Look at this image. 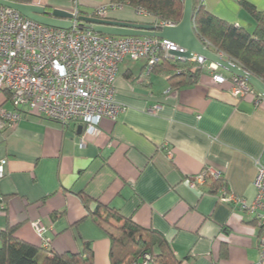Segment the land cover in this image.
Returning a JSON list of instances; mask_svg holds the SVG:
<instances>
[{
  "label": "crops",
  "instance_id": "crops-1",
  "mask_svg": "<svg viewBox=\"0 0 264 264\" xmlns=\"http://www.w3.org/2000/svg\"><path fill=\"white\" fill-rule=\"evenodd\" d=\"M197 1L251 32L256 21L245 4L264 10V0ZM75 2L91 12L110 0H29L49 12H72ZM127 7L109 16L155 19ZM146 64L121 63L115 86L126 109L115 121L103 119L94 134L79 133V122L62 125L27 110L16 127L0 131V159L8 160L0 180L6 204L0 234L15 226L16 237L43 249L33 225L40 220L49 228L53 252L76 253L89 245L95 264H111L110 239L81 201L87 195L162 232L183 264H257L254 218L221 200L219 191L212 193L214 178L198 188L190 181L205 168L220 171L230 192L255 200L257 161L264 164V98L235 97L230 82L215 83L206 69L195 85L167 92V76L146 75ZM1 105L12 108L4 90ZM154 106L157 112L149 113ZM46 254L41 250L40 259Z\"/></svg>",
  "mask_w": 264,
  "mask_h": 264
},
{
  "label": "built area",
  "instance_id": "built-area-1",
  "mask_svg": "<svg viewBox=\"0 0 264 264\" xmlns=\"http://www.w3.org/2000/svg\"><path fill=\"white\" fill-rule=\"evenodd\" d=\"M126 5L105 3L96 8L97 14L107 18ZM78 5L71 12L72 29L53 28L23 16L10 7L0 5V90H6L12 108L0 106V131L18 125L26 110L62 125L79 122L87 134L98 131L103 119L117 120L126 107L117 100L115 80L121 63L126 60L145 59L146 75L163 58L176 57L171 51L184 52L177 43L153 36L119 37L96 33L80 27ZM139 16L150 15L142 8ZM158 27L176 25L152 21ZM151 22V23H152ZM209 48L207 44H204ZM224 56V54L216 52ZM226 58V57H225ZM185 60V59H182ZM200 63L217 84L231 83V93L238 98L262 96L245 79L223 69L200 55L193 59ZM171 88L167 90L170 92ZM158 106L148 110L155 114ZM168 156L173 157L171 150ZM8 160L0 159V180L7 175ZM255 178L256 198L253 202L230 192L225 185L220 190L221 200L239 205L251 215L259 226V260L264 264V164L257 161ZM222 177L220 171L205 168L190 181L193 188L206 184L210 178ZM6 209L0 197V212ZM43 248H49L51 237L42 221L33 223ZM151 256L144 254L141 262L149 264Z\"/></svg>",
  "mask_w": 264,
  "mask_h": 264
},
{
  "label": "trees",
  "instance_id": "trees-1",
  "mask_svg": "<svg viewBox=\"0 0 264 264\" xmlns=\"http://www.w3.org/2000/svg\"><path fill=\"white\" fill-rule=\"evenodd\" d=\"M14 1L29 3V0ZM110 3L123 4L134 10L142 8L160 22L178 24L183 18L185 0H110ZM245 7L256 21L252 32L219 18L197 0H193L194 31L209 49L224 54L226 58L264 81V10L259 11L249 4H245ZM78 9L79 16L102 18L96 9L91 12L80 7ZM107 18L127 21L110 16ZM152 73L166 75L171 89H180L198 83L205 74V68L195 60L167 57L154 66ZM223 185L222 177L214 179L210 191L217 193ZM80 197L87 216L105 230L110 239L111 264H135L141 262L144 254L151 256L149 264H183L162 232L138 224L109 204L87 195ZM91 203L95 204L93 208ZM16 230L17 227L11 226L0 234V264H95L94 252L89 245L76 253L53 252L49 249L50 246L40 249L16 237ZM41 250L47 253L42 259L39 257Z\"/></svg>",
  "mask_w": 264,
  "mask_h": 264
},
{
  "label": "water",
  "instance_id": "water-1",
  "mask_svg": "<svg viewBox=\"0 0 264 264\" xmlns=\"http://www.w3.org/2000/svg\"><path fill=\"white\" fill-rule=\"evenodd\" d=\"M0 5L15 9L23 16L49 27L69 30L74 25L71 21L74 15L69 11L54 9L52 12H49L44 6L14 0H0ZM79 20L81 21V28L88 31L92 30L99 34L119 37L153 36L171 40L185 49L184 52L171 51L172 55L189 60L193 59L194 55L203 56L219 65L222 69L245 79L264 98L263 80L246 71L228 58L209 49L198 38L193 27V0H185L183 18L176 25L158 27L153 23L118 21L92 16H79ZM84 129L85 126L80 125L78 132L82 133Z\"/></svg>",
  "mask_w": 264,
  "mask_h": 264
},
{
  "label": "rangeland",
  "instance_id": "rangeland-1",
  "mask_svg": "<svg viewBox=\"0 0 264 264\" xmlns=\"http://www.w3.org/2000/svg\"><path fill=\"white\" fill-rule=\"evenodd\" d=\"M129 8H131V9H132V11H133V13H134L136 16H138V15L136 14L135 10H134L132 7H129ZM129 8L127 7V9H126V10H128ZM129 11H130V10H129ZM116 12H120V10H118V11H116ZM139 17H141V16H139Z\"/></svg>",
  "mask_w": 264,
  "mask_h": 264
}]
</instances>
